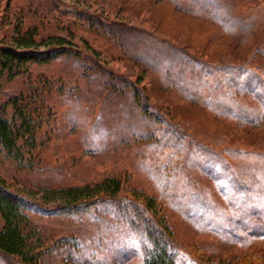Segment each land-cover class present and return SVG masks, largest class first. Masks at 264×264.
<instances>
[{
    "label": "rangeland",
    "instance_id": "1",
    "mask_svg": "<svg viewBox=\"0 0 264 264\" xmlns=\"http://www.w3.org/2000/svg\"><path fill=\"white\" fill-rule=\"evenodd\" d=\"M181 5L190 11L165 0H0V20L9 10L36 26L35 48L49 36L69 47L17 64L0 91V106L30 96L48 108L35 157L0 150V178L31 200L20 226L39 264L142 263L150 243L109 203L54 208L57 193L110 177L161 198L186 264H264V91L237 79L244 68L264 78V0ZM78 14L99 18L100 29ZM130 82L148 113L168 112L183 132L163 156L159 126L136 106Z\"/></svg>",
    "mask_w": 264,
    "mask_h": 264
},
{
    "label": "trees",
    "instance_id": "2",
    "mask_svg": "<svg viewBox=\"0 0 264 264\" xmlns=\"http://www.w3.org/2000/svg\"><path fill=\"white\" fill-rule=\"evenodd\" d=\"M165 1L175 8L185 10L181 5L183 0ZM216 9L217 15H220L222 17L220 19L223 21L222 8L217 7ZM8 11L5 10L6 13L4 12L0 20V91L2 90V81L10 79V72L16 68L17 64L47 61L69 53V47L65 46L64 39L59 37L49 36L44 42V49L35 48L36 26L25 27L24 13L16 15ZM185 11L189 12L190 10ZM80 16L78 14L79 18ZM80 19L86 22L89 27L97 26L99 28L98 26L103 23L93 15L82 16ZM244 69L243 72L240 71L237 79L247 80L249 90L255 95L261 96L264 88H261L260 83L264 78L259 73L260 71L253 68ZM129 86L132 88L133 98L138 109L146 116L148 115L153 124L159 126L157 128L159 135L156 133L155 136H158L163 156L166 153V147H171L169 144L167 146V143L172 144L183 132L168 117V112L153 108L156 115L148 113L151 106L147 103L144 90L138 87L137 82H130ZM44 102V98L37 102V100H31L30 96L27 98L22 96L12 98L0 106V150L7 157L18 160L25 153L31 155L32 158L36 156L35 133L40 128V126L38 127L39 122L45 119L48 110ZM210 108L211 106H208V110ZM225 110L212 112L228 115L229 110L227 108ZM68 191L57 193L61 196V203L55 204L54 208L60 211L77 212L78 210H88L101 202L109 203L133 231L150 243L151 247L147 250L141 264H186V250L174 241L159 196H155L145 189L132 187L122 177L106 178L94 185L93 188H74ZM83 192L90 194L84 200H80L78 194H83ZM31 204L30 199L7 186L0 178V214L4 221V227L0 231V264L40 263L42 258L40 252L32 255L26 251V237L20 226L21 220L26 217L25 212L28 207L32 206ZM254 215L255 212H253ZM262 231L260 229L257 232L259 239H262ZM253 259L245 260L243 263L252 264ZM258 260L263 261V258ZM257 262L261 264L260 261Z\"/></svg>",
    "mask_w": 264,
    "mask_h": 264
}]
</instances>
